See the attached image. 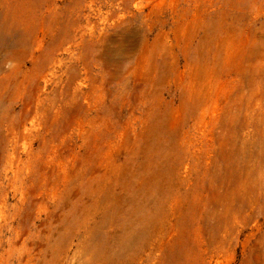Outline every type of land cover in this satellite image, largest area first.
I'll return each mask as SVG.
<instances>
[{
	"label": "rangeland",
	"instance_id": "obj_1",
	"mask_svg": "<svg viewBox=\"0 0 264 264\" xmlns=\"http://www.w3.org/2000/svg\"><path fill=\"white\" fill-rule=\"evenodd\" d=\"M0 30V264H264V0H0Z\"/></svg>",
	"mask_w": 264,
	"mask_h": 264
},
{
	"label": "bare ground",
	"instance_id": "obj_2",
	"mask_svg": "<svg viewBox=\"0 0 264 264\" xmlns=\"http://www.w3.org/2000/svg\"><path fill=\"white\" fill-rule=\"evenodd\" d=\"M38 40V39H37ZM10 37L7 33L3 32L2 30H0V66H3V61H5L6 59H12L13 55L10 51L11 47H10ZM37 41H33L32 44L36 43ZM110 58V56H108ZM106 59V58H105ZM107 62V61H105ZM106 65H108V63H106ZM105 67V65H104ZM108 67V66H107ZM106 67V68H107ZM75 99V98H74ZM74 101V100H72ZM83 106V105H82ZM84 122V121H83ZM82 121L79 122V125L83 124ZM119 181V180H118ZM147 222V220H146ZM141 223V222H140ZM145 223V222H144ZM144 226V225H142ZM144 228V227H143ZM135 231V230H134ZM138 231V230H137Z\"/></svg>",
	"mask_w": 264,
	"mask_h": 264
}]
</instances>
